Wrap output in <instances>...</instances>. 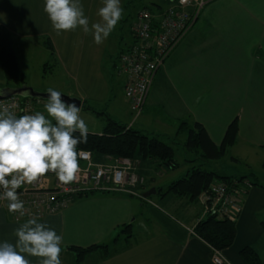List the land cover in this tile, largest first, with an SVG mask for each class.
<instances>
[{
  "label": "crops",
  "instance_id": "1",
  "mask_svg": "<svg viewBox=\"0 0 264 264\" xmlns=\"http://www.w3.org/2000/svg\"><path fill=\"white\" fill-rule=\"evenodd\" d=\"M204 1L206 4L196 25L159 70L147 105L137 118L125 95L126 77L116 69L114 62L123 46L127 45L123 31L127 16L118 22V31L115 32L118 54L110 57L105 66L110 35L100 45L94 42L91 34L86 35L80 29L57 35L44 12V0H0V27H5L10 33L15 50L24 47L22 44L34 43L47 49L44 40L49 38L55 49L54 55L47 49L51 58L61 61L68 77L77 84L83 102L95 100L90 93L92 88L106 89L109 95L108 84L115 85L117 82L115 77L110 82L111 77L115 74L120 76L123 79L121 97L114 100L107 112L117 122H127L134 129L137 125V130L146 134L176 136L179 123L186 120L202 124L211 139L220 145L228 127L237 120L238 140L230 151L238 152V158L247 162L261 160L259 163L263 167L264 0ZM81 2L90 23L98 21L97 11L102 7V0ZM86 43L95 47L89 55L99 60L98 66L94 64L98 73L91 69V59L83 65L75 63L79 51L76 44ZM72 57L74 61L71 63ZM110 67L115 73L109 71ZM106 72L109 79L104 76ZM6 86V77L0 66V89ZM108 98L113 101L110 95ZM52 181L50 178L49 182ZM153 188L161 187L155 185ZM135 199L138 198L100 193L76 198L61 213L47 216L40 222L47 223L63 236L62 264H76L75 255L68 250L69 247L112 245L123 226L131 224L134 228V223L143 214V207L154 203L151 198L145 204L140 199L138 204ZM164 199H169L175 213L182 214L191 225L173 226L165 220L153 233L143 232V237H134L129 242L120 239L111 257L103 259L100 253H95L82 264H215L212 248L191 233L197 222L204 218L202 210L192 212L182 200L179 202L173 197ZM237 214L235 243L221 253L224 264H247L240 256L245 247L254 248L264 264V189L252 187L243 197ZM15 220V214L0 202V242L7 240L15 243L13 231L27 218L20 222ZM28 259L31 264H38V258Z\"/></svg>",
  "mask_w": 264,
  "mask_h": 264
},
{
  "label": "clouds",
  "instance_id": "2",
  "mask_svg": "<svg viewBox=\"0 0 264 264\" xmlns=\"http://www.w3.org/2000/svg\"><path fill=\"white\" fill-rule=\"evenodd\" d=\"M44 12L57 35L80 29L102 44L122 19L121 0H102L98 21L85 15L81 0H44ZM42 112L17 117L8 107H0V200L10 213L25 214L18 189L33 185L48 173L60 184L74 182L80 172L78 145L87 143L89 128L77 104L62 98L49 87ZM55 121V123H53ZM78 133L79 135H76ZM15 243L0 242V264H62L63 236L33 216L14 229Z\"/></svg>",
  "mask_w": 264,
  "mask_h": 264
},
{
  "label": "trees",
  "instance_id": "3",
  "mask_svg": "<svg viewBox=\"0 0 264 264\" xmlns=\"http://www.w3.org/2000/svg\"><path fill=\"white\" fill-rule=\"evenodd\" d=\"M171 4V0H169L167 7L158 6L156 10L150 8H142L140 10L148 9L156 15L161 14L169 8ZM138 12L136 13L133 22L129 25L132 41L129 45L122 48L118 59H120L121 54L130 49L134 43L131 28L136 20ZM125 22H128V18ZM44 45L52 55L55 54L53 43L49 38L44 40ZM0 66L2 67L6 77V87L17 88L25 85V77L20 69L18 57L14 48V41L10 33L3 26L0 27ZM27 99L37 101V99L30 97H27ZM88 103V101H84L82 109L99 116H104L106 125L101 133H89L87 143L78 145L77 150L91 152L94 155V160L96 162L111 156L130 159L138 163V174L146 178V183L135 189L141 194V197H137L133 194L121 195L137 197L144 204L145 202H149L151 197L144 198V194L147 190V185L149 182L153 181V179H150L149 181L148 175L145 174V171H147V169L149 170V168L153 167V165H157V167H161L165 170L179 169L174 148L170 144L163 142L159 136L146 134L126 124L117 122L107 112H96L92 109L91 105H88ZM183 133H188L185 147L189 152L200 154L201 158L205 162L220 161L226 156L228 150L236 145L239 134V125L236 120L228 127L225 138L220 145H217L211 139L206 128L198 122L191 123L186 120L181 121L175 137L179 138ZM76 135L79 134L76 133ZM217 184L226 185L231 191H234L237 188L245 190V194H247L252 187L264 189V180L259 181V179L255 178V176L237 178L225 177L216 171H209L195 166L190 170L189 174L185 178L174 181L167 187V189H163L162 187L156 188V194L161 195L164 198H177L178 200L185 202V206H191L194 204L201 206L204 218L197 222L195 227L191 229V233L208 244L214 251V254L216 252L222 253L234 245L237 235L238 217L237 213L235 216L225 218H222L218 216L217 213H212L210 211L205 213V207H211L212 200H209L206 204H204V197H206L207 194L210 195L212 188ZM97 193L111 194L109 192L102 193L100 191L81 192L70 198L68 206H70L76 198L90 197ZM112 194L117 195V193ZM63 210H60L58 213H61ZM262 225L264 227V222H262ZM133 238L134 228L133 225L129 224L123 226L120 234L114 239L112 245L100 244L89 247L71 246L68 250L75 255L76 264H82L89 256L94 255L95 253H100L103 256V259L111 257L115 252V244L119 242L120 239H124L125 242H129ZM240 256L247 264H262V259L259 253L252 247L243 248L240 251Z\"/></svg>",
  "mask_w": 264,
  "mask_h": 264
},
{
  "label": "built area",
  "instance_id": "4",
  "mask_svg": "<svg viewBox=\"0 0 264 264\" xmlns=\"http://www.w3.org/2000/svg\"><path fill=\"white\" fill-rule=\"evenodd\" d=\"M171 5L161 14H153L148 9L140 10L132 25L134 43L123 52L119 59V72L125 75V95L130 101L132 113L139 117L147 105L151 88L159 70L165 65L175 48L194 28L205 6L204 0H171ZM39 101L11 97L0 100V107H8L17 117L36 112ZM80 172L69 185L60 184L53 173L33 185H23L18 189L23 200L25 214L14 213L17 222L23 218L39 217V220L54 215L68 207L71 197L81 192H109L133 194L141 197L135 189L146 183V178L137 172L138 163L130 159L108 156L96 162L94 155L78 150ZM52 178L53 181L49 182ZM248 187V186H247ZM245 190L231 191L226 185L217 184L207 194L203 203L212 200L208 211L225 218L241 210ZM7 208V202L0 200ZM215 264H224L221 253L213 257Z\"/></svg>",
  "mask_w": 264,
  "mask_h": 264
},
{
  "label": "rangeland",
  "instance_id": "5",
  "mask_svg": "<svg viewBox=\"0 0 264 264\" xmlns=\"http://www.w3.org/2000/svg\"><path fill=\"white\" fill-rule=\"evenodd\" d=\"M168 3L169 0H121V7L123 8V11L125 10L122 15V18L125 16H127L126 19L128 18V22L123 23L124 41L127 43V45H129V43H131L132 41V35L129 33L128 28L129 25L133 22L136 13L142 8H150L156 10L158 6L167 7ZM116 31H118V24L115 27L114 31H112V33L110 34L108 47H106L107 52L105 56L104 66L108 63L110 57H116L118 54L117 51L119 49V46L117 42L115 43ZM22 45L24 47L20 46V49L17 47V50L15 51L18 57L21 72L24 74L25 77V85L23 86L30 87L39 93H47V89L51 87L54 90L60 91L64 95L81 99V92H79L77 84L74 83L72 78L68 77V75L62 68V63H60L61 61L59 62L56 57L51 58L50 52L38 43H34L31 45ZM127 45L123 46V48ZM15 46L16 45H14V48ZM76 47L79 51L78 54L76 53L77 58H75V63L79 65V63L81 62L83 65L87 62V60L91 59L93 62V67L91 69H93V71L96 70V73H98L97 66L99 64V60L96 59L95 56L91 57L89 55V51H93L95 47L92 46L90 43L76 44ZM97 47L99 48V46ZM95 53L100 54V52ZM107 55L108 59H106ZM118 58H116L114 61L116 62V65L119 64ZM82 59L84 61H82ZM73 61L74 58L72 57L71 63ZM94 64H97V66H94ZM110 69V72L115 73L112 67H110ZM116 69H119V67L117 66ZM104 76L109 79L107 72L104 74ZM114 77L117 79L116 84H108L110 90L109 95L111 97L110 100H113L112 102L108 100L109 95L107 94L106 89H104L103 91L98 90L97 88H92L90 92L91 95L94 97L93 99L95 100H88V105H91L92 109H94L98 113L107 112V109L111 108V104L114 102V100L119 99V97H121V85L123 79H121L120 76L118 77V75L115 74L111 77L110 82H112V78ZM118 80L120 81V84L118 83ZM37 101H39L41 105L36 108V111L42 112L47 116V113L44 109V104L46 103V100ZM128 102L130 104L129 100ZM80 114L88 124L89 133L98 134L103 132L104 127L106 125V120L104 116H99L94 113L84 111L83 109H81ZM53 123H55V121H53ZM122 123L127 125V122ZM137 128L138 126L136 125L135 129ZM160 138L163 142L170 144L174 148L176 160L179 164V169L165 170L161 167H157V165H153V167H150L149 170L147 169V171H145V174L148 175L149 181L150 179H153V181L149 182V184L147 185V190L153 188V186L155 185L162 187L163 189H167V187L174 181L185 178L194 166L201 167L209 171H216L220 175L225 177H254L252 175H249L252 173L253 175H259H255V178L258 177L259 181L264 180V169L259 163L261 162V160H258L257 162L253 163L247 162L244 159L238 158V152L230 151L229 149L226 156L222 160L205 162L201 158L200 154L189 152L188 149L185 147L188 138V133H183L179 138H176L172 134L162 135ZM243 154L244 153H242V156ZM102 161L105 160L102 159L99 162ZM151 200L154 203L151 205H145L143 207L142 216H139V218L134 223V237H143V232L153 233L156 227H159V224L163 225L162 222H164L165 220L173 226L191 225L186 221L185 217L182 214L175 213V208L171 207L169 199L165 200L164 197H162L161 195L155 194L151 197ZM135 201L138 204L141 203L139 199H135ZM178 201L181 202L180 200ZM190 208L192 212L202 210L200 205L198 204L188 206V209ZM181 210L183 211V209Z\"/></svg>",
  "mask_w": 264,
  "mask_h": 264
},
{
  "label": "water",
  "instance_id": "6",
  "mask_svg": "<svg viewBox=\"0 0 264 264\" xmlns=\"http://www.w3.org/2000/svg\"><path fill=\"white\" fill-rule=\"evenodd\" d=\"M11 97H21V98H33L37 100H47V93H39L34 89L23 86V87H5L0 89V100L8 99ZM62 98L68 102H75L80 109L83 107V100L78 98H73L67 95L62 94ZM157 193L156 189H151L150 191L144 194V198H150Z\"/></svg>",
  "mask_w": 264,
  "mask_h": 264
},
{
  "label": "bare ground",
  "instance_id": "7",
  "mask_svg": "<svg viewBox=\"0 0 264 264\" xmlns=\"http://www.w3.org/2000/svg\"><path fill=\"white\" fill-rule=\"evenodd\" d=\"M103 193V192H102Z\"/></svg>",
  "mask_w": 264,
  "mask_h": 264
}]
</instances>
